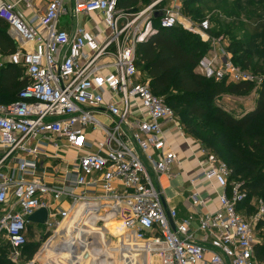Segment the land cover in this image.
<instances>
[{
	"label": "built area",
	"instance_id": "obj_1",
	"mask_svg": "<svg viewBox=\"0 0 264 264\" xmlns=\"http://www.w3.org/2000/svg\"><path fill=\"white\" fill-rule=\"evenodd\" d=\"M40 1L0 0V20L17 47L0 54V69L8 60L28 79L18 100L0 105V246L9 260L22 264L34 243L29 264H261L255 251L264 200L251 202V214L240 210L248 193L216 155L203 151L191 185L195 210L206 207L197 189L205 182L221 190L219 209L176 222L177 210L165 206L161 178L177 161L168 128L185 133L152 92L136 53L159 28L196 32L181 5L162 10L156 27L162 0L135 15L119 10V0H45L44 10ZM197 27L212 45L197 74L261 87L264 77L237 66L209 36L208 22ZM67 150L78 157L62 159ZM41 209L48 211L44 236L30 221ZM195 216L200 235L191 228Z\"/></svg>",
	"mask_w": 264,
	"mask_h": 264
},
{
	"label": "trees",
	"instance_id": "obj_2",
	"mask_svg": "<svg viewBox=\"0 0 264 264\" xmlns=\"http://www.w3.org/2000/svg\"><path fill=\"white\" fill-rule=\"evenodd\" d=\"M166 0L156 6L153 21L159 27L158 17L164 9ZM152 0H119V10L127 13L138 12L139 4H148ZM197 0H182V14L197 21L200 18V8H196ZM151 4V3H150ZM258 4L264 5V0ZM162 7V8H161ZM9 26L0 20V54L10 56L17 51L16 43L10 38ZM264 30V23L258 25L254 33ZM212 33V32H211ZM191 32L182 27L171 29L159 28L158 33L148 41L138 45L137 67L150 81L152 92L163 97L167 105L175 112L182 124V118L197 121L193 126L186 122L187 134L201 137L204 127L200 125L213 117L222 126V131L239 132L237 146H226V137L219 139L205 136L203 142L210 153L225 161L231 171V179L244 184L248 193L246 201L239 209L247 214L254 212L251 205L253 200H264V129L253 130L257 121L264 118V83L259 88L256 107L243 115L236 117L221 107L213 105L212 98L222 94L247 96L251 94L256 85L247 82L228 83L216 82L196 73L200 61L204 57L207 46ZM232 61L243 70L254 74L264 75L259 65L252 67L251 60L244 63L237 60L234 47L228 48ZM28 79L22 68L11 63L5 64L0 69V104H12L18 100V94L27 86ZM257 229L261 242L256 246L255 257L264 264V220ZM40 244L31 243L26 247L25 262L31 261ZM0 246V264H13L8 257V250Z\"/></svg>",
	"mask_w": 264,
	"mask_h": 264
},
{
	"label": "rangeland",
	"instance_id": "obj_3",
	"mask_svg": "<svg viewBox=\"0 0 264 264\" xmlns=\"http://www.w3.org/2000/svg\"><path fill=\"white\" fill-rule=\"evenodd\" d=\"M159 1L160 0H152L149 5L140 3L138 12L132 14H138L155 2ZM161 2H159V4ZM258 2L259 0H197L195 7L200 8L201 15L197 21L192 20L195 24L196 32L191 33L196 35L201 42H203V37L198 33L197 26L203 22H208L209 36L212 40L221 42L228 53V48L234 47L236 50L235 55L238 61L244 63L246 60H251L253 68L256 65H259L262 71H264V30L258 34L254 33L255 28L261 23H264V5L258 4ZM181 3L182 0H166L164 9L175 4L180 5ZM74 21L76 22L75 17ZM153 25L156 26L155 22ZM204 45L207 46L204 55L211 56L212 45L208 42H205ZM229 57L232 59L231 54H229ZM261 76L264 77V75ZM258 92L259 88H255V90L247 96L222 94L212 98V103L213 105L221 107L237 117L257 104ZM186 122H191L193 126L199 123L197 121H190L187 118H182L185 139L192 142V144H195V146L201 147L202 152L205 151L206 153H210V151L206 149L205 143L203 142L205 136L210 138L216 137V139L225 136L226 146H237L240 136L239 132H223L221 124L213 117L209 118L200 125L201 127H204V131L200 133L201 137H194L187 134L188 132L185 128ZM252 128L253 130L259 128L264 129V118L259 119L256 125ZM78 155L79 153L76 150H67L59 153V156L66 160H72L78 157ZM52 163L54 166L59 164L58 161H52ZM62 163L63 164L59 166L60 169L65 167V163ZM32 226L35 227L37 234H40L41 236L45 235L46 226L44 224H32ZM3 251L5 250L3 249ZM5 252H7V250ZM29 263L30 261H24L22 264Z\"/></svg>",
	"mask_w": 264,
	"mask_h": 264
},
{
	"label": "crops",
	"instance_id": "obj_4",
	"mask_svg": "<svg viewBox=\"0 0 264 264\" xmlns=\"http://www.w3.org/2000/svg\"><path fill=\"white\" fill-rule=\"evenodd\" d=\"M15 1V0H10ZM181 5V4H180ZM40 6L44 10L46 7L45 0L40 1ZM96 20H99V17H94ZM89 18H81L80 22L82 25H86L87 20ZM76 23V22H75ZM95 31L94 24H90ZM63 28L69 29L70 23L68 19H65L62 25ZM9 33V30H8ZM10 36V35H9ZM11 38V37H10ZM5 57V56H4ZM6 64L8 60H6ZM6 105V104H0ZM256 105L243 113L239 117L247 114L252 111ZM104 122L107 121L106 118H102ZM170 133V143L171 148L177 155V161L173 165V168L170 173L162 176L161 183L165 191L166 201L165 206L166 209H176L178 213V217L176 218V222L188 218L195 211L206 213L207 211H216L219 209L218 202V194L221 192L220 189L212 188L211 183H201L198 185V192L202 194V197L205 200L206 207L198 208L195 210L193 206L192 193L193 187L191 185V180L197 177L201 173L200 162L204 159V153L201 150V147L195 146L192 142L185 139V137L177 134L173 128H168ZM0 155L2 154V148L0 147ZM10 163L13 164L12 161ZM199 221L198 217L195 216V219L192 223V231L198 233ZM200 235V233H198Z\"/></svg>",
	"mask_w": 264,
	"mask_h": 264
},
{
	"label": "water",
	"instance_id": "obj_5",
	"mask_svg": "<svg viewBox=\"0 0 264 264\" xmlns=\"http://www.w3.org/2000/svg\"><path fill=\"white\" fill-rule=\"evenodd\" d=\"M161 17V14L158 16ZM48 217V211L46 209H41L30 217V221L38 224H45Z\"/></svg>",
	"mask_w": 264,
	"mask_h": 264
},
{
	"label": "bare ground",
	"instance_id": "obj_6",
	"mask_svg": "<svg viewBox=\"0 0 264 264\" xmlns=\"http://www.w3.org/2000/svg\"><path fill=\"white\" fill-rule=\"evenodd\" d=\"M118 225H119V223H114V225H111L110 226V229L113 231V232H118Z\"/></svg>",
	"mask_w": 264,
	"mask_h": 264
}]
</instances>
